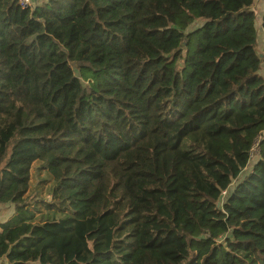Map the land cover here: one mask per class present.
Masks as SVG:
<instances>
[{"label": "trees", "instance_id": "1", "mask_svg": "<svg viewBox=\"0 0 264 264\" xmlns=\"http://www.w3.org/2000/svg\"><path fill=\"white\" fill-rule=\"evenodd\" d=\"M255 1L0 0V264H264Z\"/></svg>", "mask_w": 264, "mask_h": 264}, {"label": "rangeland", "instance_id": "2", "mask_svg": "<svg viewBox=\"0 0 264 264\" xmlns=\"http://www.w3.org/2000/svg\"><path fill=\"white\" fill-rule=\"evenodd\" d=\"M257 48L261 47V50L264 48V42H263V33L261 36L259 35L261 28L259 25L257 26ZM260 72L264 75V59L261 62V70ZM38 200V199H37ZM37 200H34L33 198H30L23 206L27 208L29 217L37 216L39 213H43L48 209V205L45 202L38 203ZM5 209H3L4 211Z\"/></svg>", "mask_w": 264, "mask_h": 264}, {"label": "crops", "instance_id": "3", "mask_svg": "<svg viewBox=\"0 0 264 264\" xmlns=\"http://www.w3.org/2000/svg\"><path fill=\"white\" fill-rule=\"evenodd\" d=\"M254 10H255L256 16L258 17L257 19L260 21V18L264 13V0H256L255 5H254ZM262 33L263 31L261 29L259 35L261 36ZM259 48L261 49V47ZM3 209L5 210L3 211ZM12 209L13 207L11 205L2 206L0 204V224L3 221H5V219L12 213Z\"/></svg>", "mask_w": 264, "mask_h": 264}, {"label": "built area", "instance_id": "4", "mask_svg": "<svg viewBox=\"0 0 264 264\" xmlns=\"http://www.w3.org/2000/svg\"><path fill=\"white\" fill-rule=\"evenodd\" d=\"M18 2L22 7H26L29 4V0H18ZM260 139H261V135H258L255 138L249 150L250 156H255L258 153V142Z\"/></svg>", "mask_w": 264, "mask_h": 264}, {"label": "water", "instance_id": "5", "mask_svg": "<svg viewBox=\"0 0 264 264\" xmlns=\"http://www.w3.org/2000/svg\"><path fill=\"white\" fill-rule=\"evenodd\" d=\"M222 196H219V200L221 199Z\"/></svg>", "mask_w": 264, "mask_h": 264}]
</instances>
